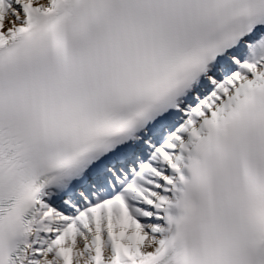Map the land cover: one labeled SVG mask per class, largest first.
Instances as JSON below:
<instances>
[{
    "label": "snow or ice",
    "instance_id": "1",
    "mask_svg": "<svg viewBox=\"0 0 264 264\" xmlns=\"http://www.w3.org/2000/svg\"><path fill=\"white\" fill-rule=\"evenodd\" d=\"M0 264H264V0H0Z\"/></svg>",
    "mask_w": 264,
    "mask_h": 264
}]
</instances>
